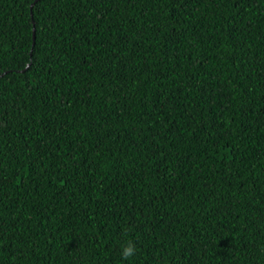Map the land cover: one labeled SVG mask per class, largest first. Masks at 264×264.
Instances as JSON below:
<instances>
[{
  "label": "trees",
  "instance_id": "obj_1",
  "mask_svg": "<svg viewBox=\"0 0 264 264\" xmlns=\"http://www.w3.org/2000/svg\"><path fill=\"white\" fill-rule=\"evenodd\" d=\"M0 264H264V0H0Z\"/></svg>",
  "mask_w": 264,
  "mask_h": 264
},
{
  "label": "clouds",
  "instance_id": "obj_2",
  "mask_svg": "<svg viewBox=\"0 0 264 264\" xmlns=\"http://www.w3.org/2000/svg\"><path fill=\"white\" fill-rule=\"evenodd\" d=\"M136 248L133 243L128 242L125 245H122L120 255L123 259H130L136 253Z\"/></svg>",
  "mask_w": 264,
  "mask_h": 264
},
{
  "label": "water",
  "instance_id": "obj_3",
  "mask_svg": "<svg viewBox=\"0 0 264 264\" xmlns=\"http://www.w3.org/2000/svg\"><path fill=\"white\" fill-rule=\"evenodd\" d=\"M34 5H32V7H33Z\"/></svg>",
  "mask_w": 264,
  "mask_h": 264
}]
</instances>
